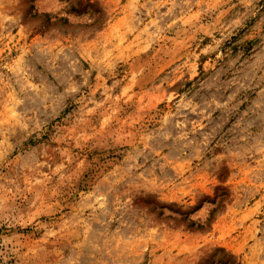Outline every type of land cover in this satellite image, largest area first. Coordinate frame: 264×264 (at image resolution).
<instances>
[{
	"label": "rangeland",
	"instance_id": "1",
	"mask_svg": "<svg viewBox=\"0 0 264 264\" xmlns=\"http://www.w3.org/2000/svg\"><path fill=\"white\" fill-rule=\"evenodd\" d=\"M76 1L0 0V264H264V0Z\"/></svg>",
	"mask_w": 264,
	"mask_h": 264
},
{
	"label": "trees",
	"instance_id": "2",
	"mask_svg": "<svg viewBox=\"0 0 264 264\" xmlns=\"http://www.w3.org/2000/svg\"><path fill=\"white\" fill-rule=\"evenodd\" d=\"M72 12H76L78 9H81L80 11H84L87 9V7H91V4L88 3L87 0H78L75 2L74 5H72ZM80 7V8H79ZM36 15L34 14V17ZM43 17L46 19L48 16L43 15ZM215 211V208L212 209L209 213V216ZM159 215H161V212H158ZM187 214H185L184 217L181 218V221H186L187 227H194V229H203L204 225L197 224L194 221L187 220ZM200 264H234L233 257L225 252L223 249H217L212 253L206 260L202 261Z\"/></svg>",
	"mask_w": 264,
	"mask_h": 264
}]
</instances>
